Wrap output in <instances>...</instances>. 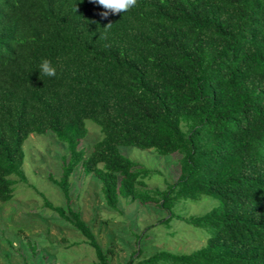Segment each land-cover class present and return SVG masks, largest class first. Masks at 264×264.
<instances>
[{
	"label": "trees",
	"instance_id": "obj_1",
	"mask_svg": "<svg viewBox=\"0 0 264 264\" xmlns=\"http://www.w3.org/2000/svg\"><path fill=\"white\" fill-rule=\"evenodd\" d=\"M102 11L93 0H0V202L28 184L85 237L94 264H110L70 204L80 166L108 208L121 211V198L152 204L166 212L160 221L207 234L190 252L138 249L126 264H264V0H137L106 19ZM45 59L55 76L40 73ZM86 121L102 135L88 154ZM48 131L67 147L61 175L48 176L66 205L23 170L24 142ZM120 146L179 153L178 177L149 188L160 171ZM201 196L217 202L181 212Z\"/></svg>",
	"mask_w": 264,
	"mask_h": 264
},
{
	"label": "rangeland",
	"instance_id": "obj_2",
	"mask_svg": "<svg viewBox=\"0 0 264 264\" xmlns=\"http://www.w3.org/2000/svg\"><path fill=\"white\" fill-rule=\"evenodd\" d=\"M86 125L87 135L80 146L88 154L102 135L93 122L86 121ZM23 147V170L28 182L54 204L66 205L61 189L48 178L49 174L55 178L61 175L66 144L48 131L30 134ZM120 152L144 167L160 171L147 181L149 188L163 189L179 175L177 152L160 155L153 149L135 146H120ZM71 181L70 204L81 211L101 247L108 252L110 264H126L131 253L138 249L143 255L158 249L190 252L206 242L207 234L203 229L176 218L160 221L166 212L155 205L121 198L118 204L121 211L108 208L100 192V181L93 175H84L80 166L73 172ZM15 193L10 201L0 202V264H94L95 252L85 237L65 219L45 208L35 190L28 184L18 183ZM215 202L211 197L201 196L182 205L181 212L201 214ZM149 224L151 226L147 227Z\"/></svg>",
	"mask_w": 264,
	"mask_h": 264
},
{
	"label": "clouds",
	"instance_id": "obj_3",
	"mask_svg": "<svg viewBox=\"0 0 264 264\" xmlns=\"http://www.w3.org/2000/svg\"><path fill=\"white\" fill-rule=\"evenodd\" d=\"M99 6H102L104 11L99 15L102 19H106L109 14H118L126 12L136 6L137 0H93ZM112 23H108L104 28L109 29ZM40 73L49 77L56 75V68L52 66L51 62L47 59L43 60L40 64Z\"/></svg>",
	"mask_w": 264,
	"mask_h": 264
}]
</instances>
